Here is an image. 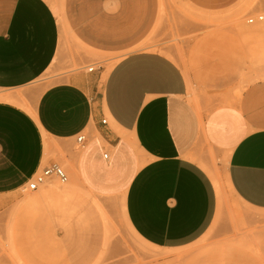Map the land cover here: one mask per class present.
<instances>
[{
	"label": "crops",
	"instance_id": "0c3cea01",
	"mask_svg": "<svg viewBox=\"0 0 264 264\" xmlns=\"http://www.w3.org/2000/svg\"><path fill=\"white\" fill-rule=\"evenodd\" d=\"M90 4L89 14L101 11V0ZM129 6L133 22L145 24L144 4ZM119 24L131 23L99 15L84 31L99 32L89 38L95 48L116 49L107 39L125 30ZM59 43L46 0H0V214L15 211L25 254L33 249L30 240L48 253L84 251L85 233L60 225L68 217L63 204L83 203L88 193L123 200L131 229L159 250L157 264H257L229 233L208 235L218 197L198 154L202 143L225 155L236 202L264 221V82L243 92L237 106L199 115L173 60L133 51L105 75L93 69L41 88L36 81L57 57ZM52 165L70 182L25 198L27 181ZM41 223L53 225L45 239L40 230L26 236L27 225L41 229Z\"/></svg>",
	"mask_w": 264,
	"mask_h": 264
},
{
	"label": "rangeland",
	"instance_id": "374dc122",
	"mask_svg": "<svg viewBox=\"0 0 264 264\" xmlns=\"http://www.w3.org/2000/svg\"><path fill=\"white\" fill-rule=\"evenodd\" d=\"M46 1L52 10V3L57 6L65 30L61 37L59 28L60 39L64 42L60 58L36 81L41 88L65 82L73 74H87L89 67L104 75L120 57L133 51H156L173 60L187 80L189 101L195 107L201 106L196 109L203 112L218 106H237L243 92H248L256 82H264V0H101V11L96 15L89 14L92 0ZM130 3L140 9L144 4L145 24L133 22L135 16L128 12ZM99 15L109 19L113 15L121 23H131L119 24L125 30L107 39L116 49L99 50L89 42L90 37L98 38L99 32L84 29ZM249 19L253 22L249 23ZM109 24L115 27L111 22ZM141 43L147 48H137ZM199 149L198 162L201 166L213 167L221 185L217 214L208 235L223 237L229 233L228 237L236 239V245L249 253L257 264H264V221L259 222V217L253 219L255 217L236 202L226 180L225 155L208 146L203 147L202 143ZM67 178L65 174V181L47 179L36 192L26 190L23 194L29 199L46 193L50 184L69 183ZM83 196V203L71 199L63 204L68 217L60 227L71 233L84 232L85 243L90 245H86L84 251L75 255L72 249L61 248L48 253V250L37 248L35 240H30L33 249L31 254H25L16 213L11 211L0 214V263L84 264L91 254L95 256L96 264H157V256L151 255L157 250L130 232L121 206L114 198L88 193ZM93 200L98 202L93 203ZM52 226L42 224V228L37 229L35 225H27L26 236L40 230L45 239L49 230H53ZM106 226L111 229L107 242L103 238ZM30 241L26 242L29 244ZM91 258L87 264H95Z\"/></svg>",
	"mask_w": 264,
	"mask_h": 264
},
{
	"label": "bare ground",
	"instance_id": "6f19581e",
	"mask_svg": "<svg viewBox=\"0 0 264 264\" xmlns=\"http://www.w3.org/2000/svg\"><path fill=\"white\" fill-rule=\"evenodd\" d=\"M52 6H53V11H54V14H55V16L57 17V21H58V23H59V28H60V33H61V37H63V33H64V30H65V24H64V20H63V17H62V15L60 14V12H59V10H58V8H57V6L54 4V3H52ZM242 29V28H241ZM239 30H240V28H239ZM237 32H239L238 30H237ZM241 33H242V31H241ZM245 33V32H244ZM240 34V33H239ZM242 35H243V33H242ZM63 39V38H62ZM62 39H60V43H59V50H58V52H57V57L55 58V60L53 61V63L58 59V56L61 54V52H62V50H63V46H64V42H63V40ZM249 45V44H248ZM251 45V44H250ZM252 46V45H251ZM250 49H252V47L250 48ZM52 63V64H53ZM52 66V65H51ZM50 66V67H51ZM112 66V65H111ZM111 66L110 67H108L107 68V70L105 71V73H104V75L108 72V70L111 68ZM189 87H192L191 85L189 86ZM189 90H191V88L189 89ZM7 99H9V98H7ZM6 99V100H7ZM192 100V99H191ZM199 102V100L197 101V103ZM196 107H201V106H196ZM195 107V108H196ZM198 114L199 115H202V111H201V109L200 108H198ZM200 117H202V116H200ZM202 167H203V169L207 172V174L209 175V177L211 178V180H212V182H213V184H214V187H215V190H216V193H217V197H219L220 195H221V185H220V182H219V178H218V174H217V172H216V170L213 168V167H211V166H209V165H202ZM116 200V202L121 206V209H122V214H123V217H124V220H125V223H126V226H127V228L130 230V232L138 239V240H140L141 242H143L145 245H147V246H149V247H151V248H153V249H155V250H157V252L156 251H153L154 253H152L151 255L153 256H157L158 255V253H159V250L157 249V248H155V247H153V246H151V245H149L148 243H146L143 239H141L139 236H137V234H135V232L131 229V227L129 226V224L127 223V220H126V218H125V213H124V206H123V200H119V199H115ZM98 202V201H97ZM97 202H95V200H93V203H97ZM108 202V201H107ZM92 203V204H93ZM107 204H109V203H107ZM112 205V204H111ZM110 207V206H109ZM29 209V208H28ZM98 211L100 210L101 211V209L99 208H96ZM34 210V209H33ZM102 210H103V208H102ZM28 211H30V210H28ZM32 216H33V214H31ZM36 216V215H35ZM33 221V220H32ZM105 221V220H104ZM41 222V221H40ZM106 222V221H105ZM32 223V222H31ZM33 224V223H32ZM42 224V223H41ZM40 225V224H39ZM34 227V226H33ZM36 228V227H35ZM111 232V229L110 228H108L107 226L105 227V231H104V241L105 242H107L108 241V238H109V233ZM86 245H88V243L86 244ZM88 246H90V245H88ZM93 246V245H92ZM93 248V247H92ZM111 248V247H110ZM150 248V249H151ZM90 249V248H89ZM92 250H94V249H92ZM91 250V251H92ZM90 252V251H89ZM95 252V251H94ZM148 252V251H147ZM147 252H146V256H148L147 255ZM151 252V251H150ZM92 253H93V251H92ZM90 254V253H89ZM101 254V253H100ZM160 254V253H159ZM88 254H86V256H87ZM95 255V254H94ZM150 255V253H149V257L151 256ZM161 255V254H160ZM90 256V258L92 257L91 256V254L89 255ZM88 256V257H89ZM159 256V255H158ZM94 257L95 256H93L92 258L94 259ZM87 258V257H86ZM90 258L89 259H87V260H90ZM91 258V260L93 261V259ZM98 259H99V257H98ZM87 260H84L85 262H83L84 264H87L86 262H88ZM95 260L96 259H94V262H95ZM88 263H90V261L88 262ZM98 263V262H97ZM95 264H96V262H95Z\"/></svg>",
	"mask_w": 264,
	"mask_h": 264
},
{
	"label": "built area",
	"instance_id": "2783aa9c",
	"mask_svg": "<svg viewBox=\"0 0 264 264\" xmlns=\"http://www.w3.org/2000/svg\"><path fill=\"white\" fill-rule=\"evenodd\" d=\"M258 20H262V17H258ZM249 23H252L253 20L249 19ZM93 70L92 67L88 68V72ZM102 123H105V120H102ZM78 142L83 141V137L77 139ZM104 158H108V153H104ZM57 178L60 181H65V172L56 165L46 166L40 171L36 172L26 183V190L30 192L37 191L38 187L42 185L47 179Z\"/></svg>",
	"mask_w": 264,
	"mask_h": 264
}]
</instances>
